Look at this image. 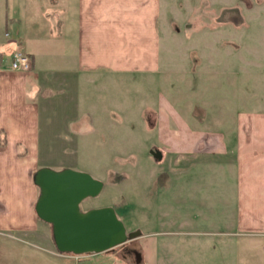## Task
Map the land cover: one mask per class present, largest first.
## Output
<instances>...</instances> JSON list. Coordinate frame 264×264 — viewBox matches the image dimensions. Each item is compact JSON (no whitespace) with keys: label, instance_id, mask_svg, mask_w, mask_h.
I'll use <instances>...</instances> for the list:
<instances>
[{"label":"rangeland","instance_id":"374dc122","mask_svg":"<svg viewBox=\"0 0 264 264\" xmlns=\"http://www.w3.org/2000/svg\"><path fill=\"white\" fill-rule=\"evenodd\" d=\"M52 1L13 0L12 7L34 13ZM159 3L161 68L74 78L87 126L68 136L59 110L52 136L43 131L39 168L69 167L104 182L83 210L113 206L128 232L141 231L113 250L119 264H135L130 248L145 252L146 264H264V235L227 233L242 206L235 174L222 168L229 153L235 159L238 118L264 115V0ZM66 38L53 49L52 38L41 39L40 59L52 60V50L65 57ZM206 132L225 134L232 152L179 154ZM102 256L96 264H112Z\"/></svg>","mask_w":264,"mask_h":264},{"label":"crops","instance_id":"0c3cea01","mask_svg":"<svg viewBox=\"0 0 264 264\" xmlns=\"http://www.w3.org/2000/svg\"><path fill=\"white\" fill-rule=\"evenodd\" d=\"M12 6L13 0H0V264H78L73 255L57 250L51 225L35 211L40 191L33 175L43 166V131L44 136L46 132L52 136L59 110L68 136L75 135L69 128L87 126L86 101L72 88L74 78L98 72L149 76L158 72L163 64L160 3L54 0L47 9L25 14ZM63 35L67 38L60 49L65 57L52 50V60H41L40 40L52 38L53 49ZM18 50L31 57V71L11 69L12 54ZM236 124L231 137L235 159L229 153L230 166L222 164V168L235 174L237 204L242 208L227 233L263 236L264 115H246ZM227 139L225 134L206 132L195 141L204 147L192 144L179 154L197 158L232 152ZM138 253L140 260L135 264H146L145 252ZM101 256L105 263L119 264L113 250L90 254L84 262L96 264Z\"/></svg>","mask_w":264,"mask_h":264},{"label":"water","instance_id":"95a60500","mask_svg":"<svg viewBox=\"0 0 264 264\" xmlns=\"http://www.w3.org/2000/svg\"><path fill=\"white\" fill-rule=\"evenodd\" d=\"M150 152L157 159L163 156L159 150ZM33 180L40 191L35 211L51 225L59 252L100 254L141 235L140 230L128 232L113 206L83 210V201L98 196L104 188V182L90 173L69 167L57 170L44 166L36 170Z\"/></svg>","mask_w":264,"mask_h":264},{"label":"built area","instance_id":"2783aa9c","mask_svg":"<svg viewBox=\"0 0 264 264\" xmlns=\"http://www.w3.org/2000/svg\"><path fill=\"white\" fill-rule=\"evenodd\" d=\"M10 67L12 70H16V71H23V72L31 71L32 69L31 57L28 54L24 53L23 51H19V50L15 51L12 54ZM71 255H73L77 259L78 264H85L84 260L90 254H80V255L71 254Z\"/></svg>","mask_w":264,"mask_h":264},{"label":"flooded vegetation","instance_id":"af4514ba","mask_svg":"<svg viewBox=\"0 0 264 264\" xmlns=\"http://www.w3.org/2000/svg\"><path fill=\"white\" fill-rule=\"evenodd\" d=\"M126 247H129V246H126ZM126 252H128V253H130V254H133V255L135 256V261H136V262L140 260L138 250H135V249H133V248H130V249H127Z\"/></svg>","mask_w":264,"mask_h":264}]
</instances>
